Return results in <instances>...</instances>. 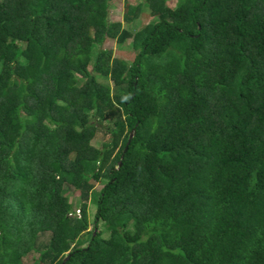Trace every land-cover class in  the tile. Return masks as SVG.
<instances>
[{
	"label": "trees",
	"instance_id": "1",
	"mask_svg": "<svg viewBox=\"0 0 264 264\" xmlns=\"http://www.w3.org/2000/svg\"><path fill=\"white\" fill-rule=\"evenodd\" d=\"M167 1L0 0V264H264V0Z\"/></svg>",
	"mask_w": 264,
	"mask_h": 264
},
{
	"label": "rangeland",
	"instance_id": "2",
	"mask_svg": "<svg viewBox=\"0 0 264 264\" xmlns=\"http://www.w3.org/2000/svg\"><path fill=\"white\" fill-rule=\"evenodd\" d=\"M125 0H115L114 3H111L109 6V16L108 20L115 21L118 23V30L121 29V27L124 25L127 27L130 31L134 32L143 26H145L148 22L154 21V17L150 16L148 9L145 8V10L132 22L127 23L123 19V12H124V2ZM128 3L135 4L141 0H126ZM176 4V0H168L167 6L168 7H174ZM131 44V38H128L123 43H119L115 40H106L104 43V47L111 48L113 51V56L120 57L123 59L130 60L134 56V50L130 46ZM95 49L93 48V54L92 59L95 56ZM109 71L107 68H104L100 71H98V74L96 76L97 80L93 84V90L92 94L96 95L101 101L106 102L108 97L111 95V85L112 82L109 79ZM82 135L89 140V142L95 146H99L100 142L103 140V136L101 133L94 129V126L86 128L82 130ZM104 180H100L95 183V187L91 192L89 201H88V207L86 210L83 209H76L77 203H78V191L72 192L71 194V200L73 202V207L75 208V212L80 214L82 218L87 222L88 227L90 228L93 221V213L95 210V202L97 200L98 191L103 185ZM103 226V222L100 221L98 224V230L101 229ZM107 234V233H103ZM36 257V253L26 251L24 247H19L15 253L12 256L11 263L12 264H31Z\"/></svg>",
	"mask_w": 264,
	"mask_h": 264
},
{
	"label": "water",
	"instance_id": "3",
	"mask_svg": "<svg viewBox=\"0 0 264 264\" xmlns=\"http://www.w3.org/2000/svg\"><path fill=\"white\" fill-rule=\"evenodd\" d=\"M132 135H133V131H131L130 134H129L128 142H129L130 138L132 137ZM126 148H127V146L125 147V149H126ZM66 258H68V256H66ZM66 258H65V259H66Z\"/></svg>",
	"mask_w": 264,
	"mask_h": 264
}]
</instances>
